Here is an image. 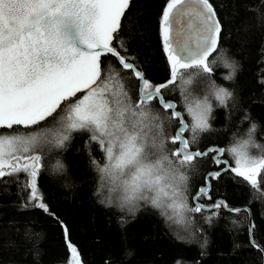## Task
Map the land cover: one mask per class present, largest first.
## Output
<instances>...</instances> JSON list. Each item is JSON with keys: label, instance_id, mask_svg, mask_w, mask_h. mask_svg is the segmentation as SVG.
Segmentation results:
<instances>
[{"label": "trees", "instance_id": "trees-1", "mask_svg": "<svg viewBox=\"0 0 264 264\" xmlns=\"http://www.w3.org/2000/svg\"><path fill=\"white\" fill-rule=\"evenodd\" d=\"M209 2L222 28L218 47L209 58L216 61L211 65V79L232 96L224 105L213 100L210 129L195 134L201 145L191 142L192 121L183 106L181 81L163 89L162 95L175 102L189 124L184 134L190 140L189 150L218 145L226 150L222 156L231 162L227 148L247 139L255 124L252 152L260 157L264 150V0ZM165 4L166 0H131L111 45L154 86L170 79V65L159 34ZM225 51L237 62L232 81L222 78L225 69L217 63ZM105 68L118 74L117 79L133 100L138 98L139 80L132 70H124L111 54L102 56ZM192 71L181 70L185 79ZM196 85L201 89V83ZM149 107L162 124L167 151H174L178 142L173 145L171 136L179 119L158 102ZM35 130V126H14L0 128V135ZM90 136L87 131L73 132L64 147L45 148L37 178L40 201L29 199L31 189L24 186L29 180L26 174L0 178V264H72L69 243L76 247L80 264H264V170L255 188L230 169L222 172L219 178H209V190L197 200L208 207L221 198L226 207L237 206L240 211L203 208L198 214L187 211L183 221L176 218L166 224L147 204L142 203L141 210L132 216L99 202L93 160L102 166L106 156L97 142H90ZM213 154L196 158L183 168L191 176L185 193L189 208L195 206L193 190L205 185L206 174L224 167L213 163ZM57 159L67 168L52 175L51 166ZM38 202H43L48 211L36 207Z\"/></svg>", "mask_w": 264, "mask_h": 264}, {"label": "snow or ice", "instance_id": "snow-or-ice-1", "mask_svg": "<svg viewBox=\"0 0 264 264\" xmlns=\"http://www.w3.org/2000/svg\"><path fill=\"white\" fill-rule=\"evenodd\" d=\"M130 2L0 0V128L35 126L36 129L26 134L0 135V178L26 174L29 180L24 186L31 189L29 199L40 201L37 178L43 167L45 148H62L71 140L73 132L87 131L91 133L90 142H97L106 161L110 162L113 137L117 132L128 137L130 125L132 132L146 130L151 137L150 154L166 151L169 164L184 168L196 158L216 153L211 157L213 163L228 167L207 173L205 179L219 178L230 169L235 176L257 187L264 170V150L260 157L250 154L255 124L249 129L247 139L227 148L231 162L222 158L224 148L190 151V140L184 136L189 124L181 118L176 104L166 101L162 95L163 89L179 79L183 106L192 121L191 142H196V133L210 129L208 114L212 105L207 103V97L203 103L191 104L190 86L197 78V82L207 83L213 73L211 65L216 63L209 58L218 47L222 28L212 4L209 0H166L159 20V34L170 65V79L154 86L111 46ZM104 54L119 57L122 68L132 70L138 78L136 100L117 79L118 74L102 69ZM181 70L194 71L185 79ZM231 96L225 88L215 89V99L220 105ZM153 102H158L164 110H173L172 117L181 118L171 136V143L177 145L178 142V145L170 153L166 149L168 141L162 124L151 114L149 105ZM129 141V150H135L136 136L129 137ZM93 164L101 166L95 160ZM56 167H62L60 161L56 162ZM206 193V188L193 190L192 199L199 200ZM35 206L48 211L43 202ZM180 207L197 214L203 211L199 203L193 208L187 203ZM222 207H226L222 202L213 205L214 209ZM178 218L184 219L182 214H178ZM65 234L67 236V229ZM68 248L72 264H80L76 247L69 243Z\"/></svg>", "mask_w": 264, "mask_h": 264}, {"label": "clouds", "instance_id": "clouds-1", "mask_svg": "<svg viewBox=\"0 0 264 264\" xmlns=\"http://www.w3.org/2000/svg\"><path fill=\"white\" fill-rule=\"evenodd\" d=\"M217 63L225 69L222 78L227 81L234 80L237 71L235 58L229 57L225 51L218 57ZM197 79H194L190 86V103H203L207 97V103L212 105L213 100L217 101L215 89L224 87L208 79L207 83H201V90L197 91ZM211 112L208 114L209 119ZM132 135L136 136V149L130 151L129 137ZM150 144L151 137L146 130L132 132L129 125L128 137L117 132L113 137L110 162L95 166L98 174L95 195L104 206L132 216L141 210L142 203L147 204L168 224L178 218V214L183 217L188 214L186 208H181L180 205L186 204L185 193L191 176L178 165L169 164L166 151L158 150L154 155L150 154ZM57 161L61 162V168L56 167ZM66 168L67 166L57 159L50 171L52 175H56L61 169L66 171Z\"/></svg>", "mask_w": 264, "mask_h": 264}, {"label": "water", "instance_id": "water-1", "mask_svg": "<svg viewBox=\"0 0 264 264\" xmlns=\"http://www.w3.org/2000/svg\"><path fill=\"white\" fill-rule=\"evenodd\" d=\"M217 18V17H216ZM117 58V60L119 61V57H116ZM128 62V61H127ZM138 70V69H137ZM139 85H140V81L138 82V93H139ZM166 101H170V102H172V103H174L175 104V102L173 101V100H171V99H166ZM176 110H178L177 108H176ZM171 111H173V110H171ZM180 111V110H179ZM181 118H183L184 119V121L186 122V119L184 118V116L182 115L181 116ZM181 118H178V119H181ZM187 123V122H186ZM178 128V127H177ZM177 130V129H176ZM209 147H215V148H221L220 146H218V145H209V146H207L204 150H206L207 148H209ZM204 150H202V151H204ZM190 151H194V150H190ZM213 155H216V153H214ZM222 158L223 159H226L224 156H222ZM225 167H228V166H225L224 165V167L223 168H225ZM221 170V169H220ZM219 170V171H220ZM215 171H218V170H215ZM207 175V174H206ZM202 188H206L207 189V191L209 190V188H210V180H209V178L208 179H206V183H205V185L204 186H202ZM200 190V189H199ZM199 190H197L196 192H198ZM217 201H220V202H222L224 205H225V202L221 199V198H217L213 203H212V205L211 206H208V207H205V206H203V208H205V209H211V208H213V205H214V203H216ZM194 202H196V204L197 203H199L197 200H194ZM200 204V203H199ZM227 210H229V209H237L238 207L237 206H233V207H225ZM247 210H248V212H249V209L247 208ZM248 220H249V228H250V226H251V217H250V212H249V218H248Z\"/></svg>", "mask_w": 264, "mask_h": 264}, {"label": "rangeland", "instance_id": "rangeland-1", "mask_svg": "<svg viewBox=\"0 0 264 264\" xmlns=\"http://www.w3.org/2000/svg\"><path fill=\"white\" fill-rule=\"evenodd\" d=\"M196 88H197V91H200V90H201V89H198L197 85H196ZM243 139H244V138H243ZM243 139H242V140H243ZM199 143H200V145H201V141H200V140L198 141V140L196 139V142H194V145L196 144L195 146H197ZM254 144H255V142H254ZM194 148H197V147H194ZM252 148H253V147L250 148V154L253 155V156H256V157H257L258 155H257L256 153L252 152ZM227 155H228V153H227ZM228 157H229L230 160L232 161V157H230L229 155H228ZM232 164H233V167H234V166H235V165H234V162H232Z\"/></svg>", "mask_w": 264, "mask_h": 264}]
</instances>
